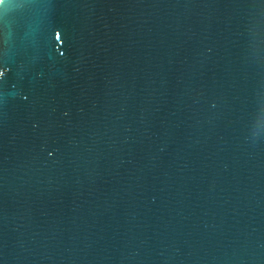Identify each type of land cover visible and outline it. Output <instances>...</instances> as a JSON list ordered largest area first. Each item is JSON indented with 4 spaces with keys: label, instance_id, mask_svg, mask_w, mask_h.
<instances>
[{
    "label": "water",
    "instance_id": "water-1",
    "mask_svg": "<svg viewBox=\"0 0 264 264\" xmlns=\"http://www.w3.org/2000/svg\"><path fill=\"white\" fill-rule=\"evenodd\" d=\"M0 264H264V0H0Z\"/></svg>",
    "mask_w": 264,
    "mask_h": 264
}]
</instances>
